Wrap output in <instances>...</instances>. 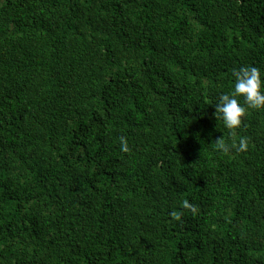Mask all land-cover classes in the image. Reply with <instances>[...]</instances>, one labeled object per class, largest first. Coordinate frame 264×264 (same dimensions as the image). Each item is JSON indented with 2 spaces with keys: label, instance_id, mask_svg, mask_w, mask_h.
I'll use <instances>...</instances> for the list:
<instances>
[{
  "label": "trees",
  "instance_id": "1",
  "mask_svg": "<svg viewBox=\"0 0 264 264\" xmlns=\"http://www.w3.org/2000/svg\"><path fill=\"white\" fill-rule=\"evenodd\" d=\"M247 66L264 0H0V264H264Z\"/></svg>",
  "mask_w": 264,
  "mask_h": 264
},
{
  "label": "clouds",
  "instance_id": "2",
  "mask_svg": "<svg viewBox=\"0 0 264 264\" xmlns=\"http://www.w3.org/2000/svg\"><path fill=\"white\" fill-rule=\"evenodd\" d=\"M234 88L228 94H222L214 102L216 119L223 123L224 127L229 130H238L241 128L246 116L247 109L264 110V78L261 70L253 67H240L233 70ZM242 98L243 104L240 99ZM246 105L247 107H245ZM224 151L229 148L222 143V139L216 142ZM238 151L245 152L248 143L245 138H241L237 145H233ZM193 213L196 208L193 205L185 204Z\"/></svg>",
  "mask_w": 264,
  "mask_h": 264
}]
</instances>
